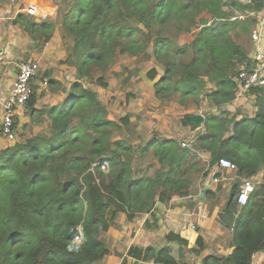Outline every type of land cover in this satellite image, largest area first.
Masks as SVG:
<instances>
[{"label":"trees","instance_id":"1","mask_svg":"<svg viewBox=\"0 0 264 264\" xmlns=\"http://www.w3.org/2000/svg\"><path fill=\"white\" fill-rule=\"evenodd\" d=\"M227 5V0H62L55 20L17 17L23 31L41 44L59 27L67 51L62 63L76 74L67 86L53 68L43 71L41 80L63 98L37 109L42 93L34 83L25 107L29 114L47 115L48 135L33 134L0 149V264L99 263L110 254L102 235L119 213L133 220L158 202L189 195L193 182L208 175L199 152L210 153L211 165L230 159L242 177L259 172L264 166V87L250 90L255 95L253 116L206 113L205 127L190 149L175 138H152L138 146L117 138L131 115L109 118L98 92L86 86L108 87L107 72L120 57L146 55L164 68L158 79L157 67L147 71L149 79H157L158 98H176L183 106L199 104L202 95L219 107L232 102L239 71L250 67L247 45L264 0H232L231 9L252 14L241 20L231 19L235 13ZM194 28L200 30L193 41L180 44V34ZM141 69L136 65L114 71L121 89ZM209 83L216 88L208 91ZM131 97L134 93L127 91V101ZM101 161H107V170ZM231 192L220 219L234 230V251L206 256L204 264H252L253 255L264 249V179L242 207L235 198L239 185ZM80 233L79 248L71 249ZM166 240L188 245L173 232ZM197 245L193 251L200 253L201 236ZM142 258L188 264L178 261L170 247L148 248Z\"/></svg>","mask_w":264,"mask_h":264},{"label":"crops","instance_id":"2","mask_svg":"<svg viewBox=\"0 0 264 264\" xmlns=\"http://www.w3.org/2000/svg\"><path fill=\"white\" fill-rule=\"evenodd\" d=\"M61 1L0 0V27L4 33L2 46L7 54V63L0 64V122L3 111L2 104L11 91L17 73V63L20 61L31 59L38 61L41 66L42 64L52 66L50 68L54 69V75L63 82V78L56 75L57 69L55 68V61L59 60L60 62L67 58L60 28L57 27L48 43L41 44L16 23L20 14L29 16L36 22L55 20ZM231 2L232 0H227L226 10L229 12L234 11L230 8ZM234 13L238 12L234 11ZM208 16L205 15V17ZM257 19V25L252 32L260 31L262 35L261 48L264 50V10L259 13ZM198 31L181 33L178 38L179 43H191ZM247 46L250 66H254L256 64L254 59L256 46L252 38ZM131 58L137 59L138 57L132 56ZM147 60L151 65L147 69H141L138 75L133 76L132 83L126 90L121 89L114 71L119 72L122 66L134 67L135 65L123 64L119 69L112 67L113 69L111 68L107 72L109 86L96 88V85L94 87L98 92L99 99L105 105L109 104V118L117 119L116 113L120 115L118 119L126 114L131 115V123L121 131L117 138H125L136 146L145 145L152 138H175L180 143L194 140L195 145L199 132L205 127L206 113H236L238 119L243 118L244 115H254L253 112L256 110L255 95L250 92L244 96H238L236 93L232 102L220 107L212 104L205 95L200 97L199 104L192 101L187 106H183L176 98H158L155 94L154 84L163 75L164 68L157 65L152 58ZM63 66L69 69L72 79L70 81H73L76 69L62 63ZM152 67H157L159 70V75L155 80H151L147 76V71ZM64 84L69 86V83L65 82ZM129 88L133 91L134 97L123 103L125 94L122 92L130 91ZM215 88V83H209L207 86L208 91ZM107 91L109 95H106ZM46 97H51V99L57 97V100L51 102V104H55L62 100L63 93L52 91ZM121 99H123L122 102ZM36 108L41 109L38 103ZM42 117L49 128V118L46 114ZM17 118L18 140L38 134L35 127L31 128V125L39 122L36 113H27L25 107L18 112ZM25 127L29 129L26 130ZM8 145L10 144L2 135L0 128V149ZM199 156L202 162H207L205 171H208V175L206 177L201 175L198 180L193 182L189 195H174L167 203L158 202L151 212L138 213L133 220H129L126 213H119L111 227L102 235L110 249V254L97 264H161L155 263L153 259L143 260L142 256L148 248L158 251L164 247H170L172 255L178 261L188 264H204L203 260L206 256H226L234 251V230L223 225L220 214L229 201V198L227 200L225 197L227 191L229 189L232 191L235 185H239L240 190L246 177L240 176L237 169L227 170L220 167L218 162L211 165L208 152H199ZM215 178H218L217 182L214 181ZM250 179L256 180L255 186L260 184L264 179V166ZM170 232L187 240L188 245L167 241L166 235ZM200 236L204 240V249L200 253H196L193 250L199 248L197 240ZM252 264H264V249L253 255Z\"/></svg>","mask_w":264,"mask_h":264},{"label":"built area","instance_id":"3","mask_svg":"<svg viewBox=\"0 0 264 264\" xmlns=\"http://www.w3.org/2000/svg\"><path fill=\"white\" fill-rule=\"evenodd\" d=\"M245 4H250L253 0H238ZM36 10V8H33ZM252 15L250 13H237L231 17L232 20L244 19L247 16ZM4 33L0 27V64L7 63V54L3 48ZM252 40L256 46V53L254 59L256 64L254 66L245 65L238 74V88L237 95L244 96L249 93L252 88L264 87V50L261 48L262 35L260 31L255 30L252 33ZM41 65L36 60H22L17 63V73L12 83V88L3 101L2 118L0 122V128L2 135L7 139L9 144H13L18 140V112L25 108L26 103L32 97L34 92L35 79L40 73ZM194 140H188L181 142L183 147L192 149ZM104 170L108 169L107 161H101ZM218 165L227 170H236V164L228 158H221L218 161ZM215 182L218 178L214 179ZM255 184L250 178H246L235 196L240 207L246 205L255 191ZM82 242V234L76 235L74 242L71 245V249H78Z\"/></svg>","mask_w":264,"mask_h":264},{"label":"rangeland","instance_id":"4","mask_svg":"<svg viewBox=\"0 0 264 264\" xmlns=\"http://www.w3.org/2000/svg\"><path fill=\"white\" fill-rule=\"evenodd\" d=\"M193 30H195V31H198V30H200L199 28H194ZM192 30V31H193ZM187 33V32H186ZM151 50V49H150ZM132 56H130V55H127V54H125V55H123L122 57H120L119 59H118V61L115 63V65L113 66V68H117V69H119L123 64H125V65H128V64H130V65H138L140 68H142L143 70L144 69H147L150 65H151V63H150V61L149 60H147V56L146 55H144V56H141V57H139V58H137V59H133V58H131ZM131 58V59H130ZM151 60V59H150ZM49 65H44V64H42V66H41V69H40V73H39V75H38V77L35 79V83L36 84H38L40 87H39V95H40V93H42V95H40V97H39V99H38V106L43 110V109H45L46 107H47V105L48 104H51V102H53V100L55 101V100H57L58 98L56 97V98H53V99H51V97H46L48 94H50L51 92H52V90L49 88V86L47 85V83L45 82V81H42L41 80V75H42V72L43 71H45V70H47V68H50V67H52V66H49ZM66 66H63L62 67V61H60L59 62V60H57V61H55V68L57 69V72H56V75H60L62 78H63V82L65 83H69L70 84V80H72L71 79V74H70V72H69V69L66 67ZM123 67V66H122ZM112 68V69H113ZM111 69V68H110ZM109 69V70H110ZM122 68H120L119 70H121ZM108 70V71H109ZM86 86H88V87H91V88H93V89H95L94 87L96 86V85H94V84H92V83H90V82H86ZM60 87V86H59ZM98 86H96V88H97ZM60 89V88H59ZM129 90H130V92H133L130 88H129ZM60 91V90H59ZM126 92L127 91H125V92H122V93H124L125 94V96L123 97L124 98V100L123 99H121V102H122V100H123V103H125L126 102ZM106 95H109V92L107 91V93H106ZM106 105H107V108H108V110H109V104L108 103H106ZM125 109V108H124ZM253 111V110H252ZM251 111V112H252ZM110 112V111H109ZM254 114H255V112H253ZM37 115V120L39 121V122H37V124H33V125H31V128L33 129V127H35L36 128V132H38V134H41V135H45V136H47L48 135V133H49V128L46 126V123H44V121L42 120V116L43 115H45L44 113L43 114H36ZM120 115L118 114V113H116V118L117 119H115V120H118V117H119ZM25 129L27 130V129H29L28 127H25ZM141 132V131H140ZM207 164V162L205 163V165ZM252 180V182H254V183H256V180L255 179H251ZM232 196V192H231V189H229L228 191H227V193H226V199L228 200V198H230Z\"/></svg>","mask_w":264,"mask_h":264}]
</instances>
